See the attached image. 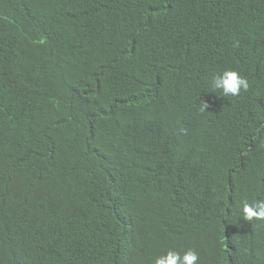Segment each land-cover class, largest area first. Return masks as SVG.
I'll use <instances>...</instances> for the list:
<instances>
[{
    "label": "trees",
    "instance_id": "trees-1",
    "mask_svg": "<svg viewBox=\"0 0 264 264\" xmlns=\"http://www.w3.org/2000/svg\"><path fill=\"white\" fill-rule=\"evenodd\" d=\"M262 22L264 0H0V264H264V221L217 207L264 199ZM226 68L247 92L212 88Z\"/></svg>",
    "mask_w": 264,
    "mask_h": 264
},
{
    "label": "clouds",
    "instance_id": "clouds-1",
    "mask_svg": "<svg viewBox=\"0 0 264 264\" xmlns=\"http://www.w3.org/2000/svg\"><path fill=\"white\" fill-rule=\"evenodd\" d=\"M20 3L24 5V0H20ZM94 28L99 31L101 38L108 45L118 43V25L116 19L113 15L107 13V18L101 24H94ZM246 44L252 50H258L262 53L264 57V22L261 23L260 30L253 39L250 38V35L246 38ZM238 46V42L236 43ZM7 54V43H2L0 41V55L5 56ZM155 66L156 79L159 77L160 68H157V63L151 67ZM150 69V70H151ZM160 69V70H159ZM222 73L214 75L211 81V86L213 89L221 90L223 96H239L241 91L247 92L250 85L246 77L242 76L236 70H230L226 68ZM139 105L143 106H152L150 101L147 100L146 103H141ZM138 105V106H139ZM138 106L136 108H138ZM208 107L207 103H202L201 111L206 110ZM256 113L254 115L264 114V101L260 100L259 104L253 108ZM264 120V116H263ZM122 122V120L120 121ZM255 138H247L245 141L244 149L250 151L252 155L257 160L262 158L264 160V139L262 138L260 131L255 129ZM245 135L243 133L241 139H244ZM259 166L254 168L250 167V171H256ZM261 174L264 176V173L261 171ZM250 193L249 189L245 190L242 186L237 185L236 182L231 183L226 186L224 194L217 201V207L220 206L223 202L225 210L230 215L231 211L236 214L241 208V216L247 221L253 219L258 221H264V199H259L253 202H248V194ZM222 201V203H220ZM123 237L128 239L130 237V229L126 232H122ZM122 260V259H120ZM199 256L198 253L189 249L181 254L176 250H169L166 254L158 256L155 259L154 264H198Z\"/></svg>",
    "mask_w": 264,
    "mask_h": 264
}]
</instances>
